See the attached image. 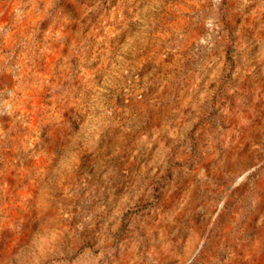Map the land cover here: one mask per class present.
Listing matches in <instances>:
<instances>
[{"label": "rangeland", "instance_id": "obj_1", "mask_svg": "<svg viewBox=\"0 0 264 264\" xmlns=\"http://www.w3.org/2000/svg\"><path fill=\"white\" fill-rule=\"evenodd\" d=\"M0 264H264V0H0Z\"/></svg>", "mask_w": 264, "mask_h": 264}]
</instances>
